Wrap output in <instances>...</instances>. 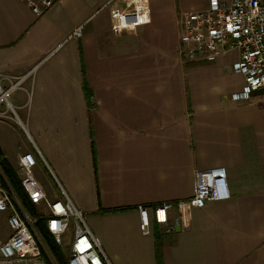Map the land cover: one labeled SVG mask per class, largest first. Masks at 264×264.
I'll return each mask as SVG.
<instances>
[{
  "label": "crops",
  "instance_id": "0c3cea01",
  "mask_svg": "<svg viewBox=\"0 0 264 264\" xmlns=\"http://www.w3.org/2000/svg\"><path fill=\"white\" fill-rule=\"evenodd\" d=\"M110 1L59 0L38 16L0 0V80L28 75L0 103L5 158L21 180L20 158L41 154L36 179L51 200L67 193L112 264H158L156 231L162 264H264V89L235 99L238 51L181 56L182 14L208 3L149 0L150 22L116 35ZM217 167L229 199L176 205ZM166 202L169 221L143 234L138 207Z\"/></svg>",
  "mask_w": 264,
  "mask_h": 264
},
{
  "label": "built area",
  "instance_id": "2783aa9c",
  "mask_svg": "<svg viewBox=\"0 0 264 264\" xmlns=\"http://www.w3.org/2000/svg\"><path fill=\"white\" fill-rule=\"evenodd\" d=\"M42 16L59 0H22ZM122 1L123 6L117 5ZM111 29L120 35L135 31L150 22L149 0H111ZM181 56L187 60L215 58L232 51L240 53L235 71L242 74L245 85L235 99H249L255 91L264 89V0H211L207 8L185 12L181 16ZM81 29L74 32L80 35ZM28 75L17 78L5 88L0 80V103L10 106L9 97L19 88ZM41 154L27 152L20 158L21 183L32 204L44 206L40 216L22 212L15 192L5 187L0 176V212L8 213L11 235L0 238V264H13L37 260L41 256V244L37 237V224L44 220L55 241L63 244L73 228L70 242L69 264H112L100 247L87 224L86 218L67 193L51 200L43 185L36 179L34 168ZM231 197L228 172L224 167L212 168L197 175L195 193L178 206L201 208L207 202L227 200ZM173 202L151 207H138L139 228L145 235L153 233L154 224L169 221Z\"/></svg>",
  "mask_w": 264,
  "mask_h": 264
},
{
  "label": "trees",
  "instance_id": "16d2710c",
  "mask_svg": "<svg viewBox=\"0 0 264 264\" xmlns=\"http://www.w3.org/2000/svg\"><path fill=\"white\" fill-rule=\"evenodd\" d=\"M86 92H87V98L90 104L91 94L88 86H85ZM0 166L2 168V171L7 177V181L10 184L11 188L14 190L15 194L19 197V199L22 201L25 207H27L34 216H40L39 211L37 210L36 206L31 203L28 194L24 187L22 186L21 180L19 179V176L17 172L14 170V168L11 166L9 161L5 158V155L3 153L2 148L0 147ZM4 185L6 186V180H3ZM124 210V209H123ZM37 227L40 229L43 237L46 240V244L48 248L51 250V253L53 256L57 259L59 264H69L67 259L65 258L62 249L60 248L59 244L55 241L52 234L49 232L46 222L44 220H39ZM156 251H157V261L158 264H162V250H161V244H160V236L158 235V232L156 231ZM45 259L48 261L49 264H52L49 262V259L45 253Z\"/></svg>",
  "mask_w": 264,
  "mask_h": 264
},
{
  "label": "rangeland",
  "instance_id": "374dc122",
  "mask_svg": "<svg viewBox=\"0 0 264 264\" xmlns=\"http://www.w3.org/2000/svg\"><path fill=\"white\" fill-rule=\"evenodd\" d=\"M189 1H191V3H193V4L203 5V4H206V3L210 4L211 0H189ZM220 1H224V0H220ZM5 187H7V186H5ZM16 197H17V195H16ZM17 199L19 200L18 201L19 209L22 210V212L25 211V213L33 215V213L27 207L24 206V204L19 199V197H17ZM36 208L39 211V213H40V211H42V212L45 211V209L43 207L42 208L36 207ZM8 217H9V214H8ZM9 230L10 229H9L8 225H5V224L1 225L0 226V233H1L0 234V238H2L4 240L8 239V237L11 235V232ZM72 233H73V228L70 229V232L65 237L63 244L59 245L60 248L62 249V252H63V254H64V256H65V258L67 259L68 262H69V257H70V242L72 240ZM4 235H5V237H3ZM37 237H38V239L40 241L41 249H42L40 258L37 259V260H31V261H28V262L13 263V264H49L48 261H46V259H45V256H44L45 253H46V255H47L48 259H49V262H51L52 264H59L57 259L51 253V250L48 248V246L46 244V240L43 237V235H42V233H41V231H40V229L38 227H37Z\"/></svg>",
  "mask_w": 264,
  "mask_h": 264
},
{
  "label": "water",
  "instance_id": "95a60500",
  "mask_svg": "<svg viewBox=\"0 0 264 264\" xmlns=\"http://www.w3.org/2000/svg\"><path fill=\"white\" fill-rule=\"evenodd\" d=\"M175 228H176V230H178V231H179V229H180V228H179V223H178V222L176 223V226H175Z\"/></svg>",
  "mask_w": 264,
  "mask_h": 264
}]
</instances>
